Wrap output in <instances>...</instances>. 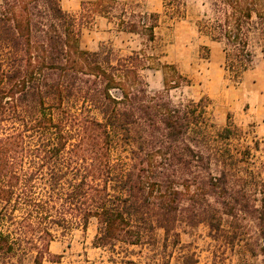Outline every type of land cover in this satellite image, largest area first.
Instances as JSON below:
<instances>
[{
  "label": "trees",
  "instance_id": "16d2710c",
  "mask_svg": "<svg viewBox=\"0 0 264 264\" xmlns=\"http://www.w3.org/2000/svg\"><path fill=\"white\" fill-rule=\"evenodd\" d=\"M162 3L169 18L185 14L187 0ZM201 5L197 33L220 45L226 76L239 81L264 62V0ZM96 17L156 40L159 15L124 1L69 13L61 0H0V264L58 263L57 234L92 219L95 247L154 244L158 231L178 244L179 227L205 225L211 240L231 250L245 242L264 264V195L248 189L259 184L240 165L248 152H232L240 131L218 128L202 100L173 102L169 91L187 83L173 66L163 69L164 91L151 94L143 51L82 49Z\"/></svg>",
  "mask_w": 264,
  "mask_h": 264
},
{
  "label": "rangeland",
  "instance_id": "374dc122",
  "mask_svg": "<svg viewBox=\"0 0 264 264\" xmlns=\"http://www.w3.org/2000/svg\"><path fill=\"white\" fill-rule=\"evenodd\" d=\"M95 0H61V7L69 13L78 12L84 2ZM126 2L136 12L159 15L155 29V42L117 31L114 23L96 17L93 24L83 30L81 47L90 52L105 53L111 50L116 56L143 51L148 68L142 71L151 94L164 91V67L173 66L186 79L179 89L170 90L168 96L173 102H195L202 100L209 119L218 127L231 124L240 131L239 142L232 145V152L246 156L241 167L251 171L258 186L251 192L264 195V63L259 59L254 68L239 81L226 76L223 70L224 54L217 57L211 53L215 47L205 37L198 35L194 25L205 11L201 4L205 0H187L185 14L169 18L164 14L162 0H118ZM227 100L236 101V109H228ZM231 102V103H233ZM260 174V176H259ZM246 177V174H240ZM262 181L261 183L259 182ZM255 181V180H254ZM245 240L252 241L255 229L247 226ZM179 243L172 237L165 238L158 231L154 244L129 246L118 244L113 249L93 245L97 234L96 220H90L86 230L74 226L65 235L57 234L50 245L53 255H60L58 263L43 264H122L134 261L136 264H175L183 255H193L198 264H263L261 256L245 254L243 244L236 243L231 250L220 241H213L205 225L194 229H177ZM244 240V241H245Z\"/></svg>",
  "mask_w": 264,
  "mask_h": 264
},
{
  "label": "crops",
  "instance_id": "0c3cea01",
  "mask_svg": "<svg viewBox=\"0 0 264 264\" xmlns=\"http://www.w3.org/2000/svg\"><path fill=\"white\" fill-rule=\"evenodd\" d=\"M211 44L212 45H214L215 47L213 48H211V53L213 54H215L217 57H219V54L221 53V54H223V52H222V49H221V47H220V45L219 44H217V43H212L211 42ZM263 62V61H262ZM264 63V62H263ZM248 72V71H247ZM247 72H245L243 75H245ZM231 102H233V101H230V100H227V104H229L228 105V109H236L238 106H239V104L237 103V100L236 101H234L233 103H231Z\"/></svg>",
  "mask_w": 264,
  "mask_h": 264
}]
</instances>
